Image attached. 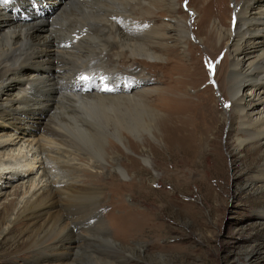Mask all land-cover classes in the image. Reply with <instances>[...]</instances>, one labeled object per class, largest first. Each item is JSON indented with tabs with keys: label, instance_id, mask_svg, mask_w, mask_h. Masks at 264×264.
I'll list each match as a JSON object with an SVG mask.
<instances>
[{
	"label": "bare ground",
	"instance_id": "bare-ground-1",
	"mask_svg": "<svg viewBox=\"0 0 264 264\" xmlns=\"http://www.w3.org/2000/svg\"><path fill=\"white\" fill-rule=\"evenodd\" d=\"M195 1L189 5L197 13L193 35L202 40L210 58L224 53L215 73L221 96L231 107L227 112L231 116L223 113V119L240 128L236 139L241 147L250 144L257 150L264 145V38L259 39L264 36V0H235L233 7L225 0ZM37 2L0 0V37L7 46L0 61V121L12 125L21 123L23 115L47 114L51 124L40 131V138L64 150H81L85 146L93 157L113 168L112 155L117 146L106 148L102 144L112 129L125 147L132 142L124 141L128 138L124 131L141 130L162 139L165 149H170L174 133L183 134L187 137L184 143L193 145L188 142H195V137L189 130L187 113H194L200 120L212 102L207 91H200L198 99L188 96V89L200 83L196 77L199 62H194L197 58L193 60V50L185 53L188 61L177 62L178 79L165 78L163 93L151 96L153 92L147 89L153 76L150 70L171 67L176 61L166 60L165 56L172 44L182 46L189 34L187 16L178 12L177 0H72L89 21L87 29L94 35L92 39L58 37L53 28L64 11L50 20L41 19L33 10ZM147 8L155 12L151 20L139 15ZM163 17L169 20L164 22ZM247 40L246 55L238 58ZM186 43L190 49L199 47ZM54 51L62 52L64 57H54ZM128 53L145 60L124 70ZM143 64L150 68H145L147 73L135 67ZM29 69L36 71L31 73ZM21 80H25V86L18 93L11 92L10 82ZM105 87L111 91H105ZM143 115L149 117L148 122ZM5 137L8 139L0 141L2 149L30 140L20 135L18 142V138ZM200 146L189 150L198 154L200 150L195 148ZM53 161L56 166L61 163L59 158ZM144 161L150 165L149 159ZM18 166L27 174L33 169L27 170V164ZM101 166L105 167L103 163ZM62 167L70 170V178L60 182L49 178L46 186L35 189L17 209L5 238L20 228L16 239L24 245L22 251L29 254L30 264L113 262L111 255L102 257V249L116 248L112 231L118 222L132 219L133 211L124 207L121 216L113 218L109 212L116 208L110 202L120 198L119 191L111 187V195L115 193L116 198L107 202L105 184L98 174H80V167L68 164ZM261 168L254 179L264 183V164ZM118 169L124 177L130 176L128 168ZM121 187L126 190L129 185ZM13 207V201L4 205L5 211Z\"/></svg>",
	"mask_w": 264,
	"mask_h": 264
},
{
	"label": "rangeland",
	"instance_id": "rangeland-1",
	"mask_svg": "<svg viewBox=\"0 0 264 264\" xmlns=\"http://www.w3.org/2000/svg\"><path fill=\"white\" fill-rule=\"evenodd\" d=\"M180 1L176 2L177 10L183 11V17L187 16L189 34L182 46L172 44L165 56L166 60L176 62L172 61L171 67H161L160 71L150 70L147 64L135 67L146 73L150 70L153 76L150 75L152 81L147 89L153 92L151 96H155L164 92L162 88L165 84L162 83L166 77L178 79V63H185L188 59L185 53L193 50V60L197 58L194 62H199V75L196 77L200 83L197 88L188 89V96L198 99L200 91H207L212 99L202 119L198 120L194 113L191 114L193 116L187 113L191 118L186 117L196 143L193 140L188 142L193 147L201 144L199 149L195 148L200 153L189 150L192 146L184 143L187 137L183 134L174 133L170 149H165L166 144L162 139L154 137L150 131L142 130L130 133L124 131L128 137L124 141L132 142L125 147L114 135L117 134L115 129H112L110 134L103 137L102 144H108H104L106 148L112 144L117 146L112 155L115 160L110 162L113 168L99 161L97 156L93 157L92 151L85 146L82 147L84 151L65 148L69 151L66 153L63 147L58 148L40 138V131L51 124L47 114L23 115L21 123L12 125L11 122L0 121V141L1 138L8 139L5 135L13 139H17L18 135L25 136L30 138L29 142L33 138L37 139L31 145L21 141L17 145L0 148V164H4L0 167V264L31 263L27 260L29 254L22 251L24 245L16 239L20 228L6 238L5 233L11 227L17 209L35 189L46 186L49 178L57 182L70 178V170L62 167L67 164L80 167V174H98L105 184L107 202L116 198L115 193L111 195V187L119 191L120 198H116L115 203L110 202L116 208L109 212L113 218H119L124 207L133 211L132 219L122 220L117 226L116 220L112 223L115 226L112 238L117 246L112 251L102 249V257L107 259L111 255L113 262L102 260L90 264H264V183L254 179L264 164V145L255 150L250 144L241 147L237 143L236 132L240 128L234 122L223 119V113L228 118L231 116L227 113L231 112V107L226 98L221 96L223 94L215 81L216 68L224 53L209 57L207 47L192 33L197 13L189 5L194 0H184L181 5ZM225 2L233 7L235 0ZM34 5L33 10L41 19L50 20L51 16H58L64 11L53 28L58 37H94L87 29L89 21L73 6L72 0H38ZM154 13L153 8H147L139 15L151 20ZM163 20L167 22L169 19L165 17ZM262 38L264 36H259V39ZM188 41L198 45V49H190L186 43ZM247 44L248 40L244 42L238 58L243 59L246 55ZM6 49V42L0 37V61ZM62 54L60 51L52 53L59 58L64 57ZM125 59L124 70L134 62L142 64V60H145L129 53L125 54ZM35 71L29 69L31 73ZM200 74L203 78H200ZM25 84V80L10 82L9 89L18 93ZM143 119L148 122L149 117L143 115ZM55 158L61 161L57 166L53 161ZM144 159H149L150 165ZM18 164H27V170L32 167L31 174H27ZM118 166L131 170L128 172L130 176L121 175ZM124 184H128L129 188L124 190L121 187ZM11 201L14 207L5 211L4 205ZM107 224L111 227L110 222Z\"/></svg>",
	"mask_w": 264,
	"mask_h": 264
},
{
	"label": "snow or ice",
	"instance_id": "snow-or-ice-1",
	"mask_svg": "<svg viewBox=\"0 0 264 264\" xmlns=\"http://www.w3.org/2000/svg\"><path fill=\"white\" fill-rule=\"evenodd\" d=\"M104 90L105 91H111V89L110 88H107V87H105Z\"/></svg>",
	"mask_w": 264,
	"mask_h": 264
}]
</instances>
